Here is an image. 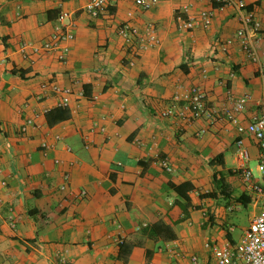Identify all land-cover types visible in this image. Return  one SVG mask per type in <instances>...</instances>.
I'll return each mask as SVG.
<instances>
[{
	"label": "crops",
	"instance_id": "obj_1",
	"mask_svg": "<svg viewBox=\"0 0 264 264\" xmlns=\"http://www.w3.org/2000/svg\"><path fill=\"white\" fill-rule=\"evenodd\" d=\"M87 1L0 0V264H63L60 251L67 264H124L121 242L132 245L125 264H214L205 244H235L248 225L234 236V217L245 214L249 224L264 208L256 141L225 120L184 123L159 112L198 84L211 107H232L233 98L248 95L241 124L264 114L256 65L237 41L220 49L240 26L235 6L195 0V10H212V22L186 31L177 28L185 17L177 0L149 9L118 0L97 16L86 11ZM245 2L261 23L253 39L264 50V2ZM61 10L74 28L66 57H24L20 46L46 40ZM127 20L140 29L152 22L160 45L132 55L117 32ZM46 82L72 88L66 111L56 110L53 92L36 99ZM27 118L39 126L20 134ZM237 138L261 193L243 178ZM42 141L52 147L42 150ZM156 153L171 171L154 162ZM64 172L69 190L85 197L58 189ZM214 174L231 185L230 197L220 194ZM183 183L193 186L181 188L188 199L173 188ZM209 191L215 196L200 195ZM175 245L181 254L172 256Z\"/></svg>",
	"mask_w": 264,
	"mask_h": 264
},
{
	"label": "built area",
	"instance_id": "obj_2",
	"mask_svg": "<svg viewBox=\"0 0 264 264\" xmlns=\"http://www.w3.org/2000/svg\"><path fill=\"white\" fill-rule=\"evenodd\" d=\"M118 0H88L85 9L92 16H97L111 3ZM136 6L142 9H149L162 0H132ZM182 2L179 6V11L185 14L184 18L177 21V28L180 30H191L196 27L208 28L212 22L211 9H197L194 8L195 0H177ZM212 4L218 3L220 7L226 4L235 6L240 26L235 31L234 36L223 40L220 44V49L225 52L228 48L237 41L245 56L256 65V72L258 76L264 79V50H260L254 41V36L261 29V23L255 15V12L248 8L245 0H209ZM264 2V0H259ZM118 35L123 39L127 50L132 55H137L140 52L154 48L160 45V37L152 22L147 23L143 29H140L132 21L127 20L121 23L118 27ZM74 38V28L71 21L70 13L66 10H61L56 18L53 31L50 36L39 44L23 43L20 46V52L24 57L40 56L53 51L57 52L59 60L66 57L70 49V43ZM43 90L36 99L39 101L46 97L47 92H53L57 95L54 102L56 107H69L71 102L72 88L69 86L61 87L54 82H46L41 85ZM82 96V92H78ZM231 97V96H230ZM249 99L248 95H242L232 99V107H211L208 104L207 94L202 86L194 84L187 88L183 93H175L171 97L169 105L163 108L159 114L162 117H173L184 123H192L196 120H204L208 125L215 124L221 120H225L235 126L238 134H248L254 138L258 147V167L262 176H264V114L260 116H253L246 124L239 122L238 113L241 112ZM76 103L72 111L77 110ZM44 112L47 108L43 109ZM39 125L32 118H27L19 127V133L25 134L29 127H38ZM102 131L103 127H99ZM41 149L46 151L52 147L45 141L40 143ZM69 150V147L66 148ZM235 152L242 162V174L247 186L250 190L261 193L262 188L259 184L251 181L252 172L245 166L248 159V152L243 145V140L237 138L235 141ZM155 163L161 168L171 171L172 166L168 158L161 157L159 154L154 156ZM59 162V160H55ZM118 164H120L118 162ZM5 185V182H2ZM58 189L69 193L72 198H83L86 193L84 190L74 193L69 190V173L62 174V181L58 185ZM205 247L210 249L213 256L214 264H264V208L256 213L239 241L235 244L215 245L206 243ZM168 250L173 255H180L181 250L178 245L172 249L170 246ZM58 261L63 264L68 263L66 253L60 251L57 253ZM193 261H196V256H191Z\"/></svg>",
	"mask_w": 264,
	"mask_h": 264
},
{
	"label": "trees",
	"instance_id": "obj_3",
	"mask_svg": "<svg viewBox=\"0 0 264 264\" xmlns=\"http://www.w3.org/2000/svg\"><path fill=\"white\" fill-rule=\"evenodd\" d=\"M213 5H214L215 7H220V4H218V3H213ZM56 110H58V111H63V112H64V111H66V108H63V107H57ZM67 115H68V114L63 113V116H67ZM50 123H51V122H50ZM213 181H214V184H215L216 188L220 190V194L223 195V197H225V198L230 197V195H231L232 192H233V189H232L231 185L228 184L224 178H222V177L218 178V177H216V175L214 174V176H213ZM173 188H174L178 193H180V195H181L182 197H184L185 199H188L186 192H185V191H181V188H185L186 191H187V190L189 191V190H192V189H193V186H192L190 183H183V184L178 185V186H175V185H174ZM200 195H201L202 197H213V196H215V192H214V191H209V192L202 193V194H200ZM127 246H128V251H126V253H124L125 250H127V249H124V248L127 247ZM131 247H132V245H130V244L127 245L125 242H121V243L119 244V256H120V258L123 260L124 264H125L126 261H127V255H128V253H129V251H131Z\"/></svg>",
	"mask_w": 264,
	"mask_h": 264
},
{
	"label": "rangeland",
	"instance_id": "obj_4",
	"mask_svg": "<svg viewBox=\"0 0 264 264\" xmlns=\"http://www.w3.org/2000/svg\"><path fill=\"white\" fill-rule=\"evenodd\" d=\"M234 222V236H237L241 233L242 229L248 225V220L245 214H242L240 217H234L233 219Z\"/></svg>",
	"mask_w": 264,
	"mask_h": 264
}]
</instances>
